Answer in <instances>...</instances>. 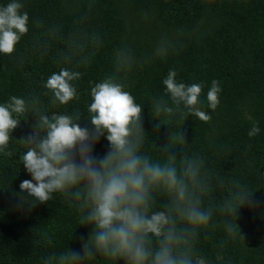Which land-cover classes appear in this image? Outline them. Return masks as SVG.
Segmentation results:
<instances>
[{
	"label": "trees",
	"instance_id": "trees-1",
	"mask_svg": "<svg viewBox=\"0 0 264 264\" xmlns=\"http://www.w3.org/2000/svg\"><path fill=\"white\" fill-rule=\"evenodd\" d=\"M20 2L28 31L11 54H0V102L34 98L48 113L79 115L76 122L91 130L90 87L104 79L121 83L142 106L143 151L199 166L194 191L211 216L198 231L196 253L209 264H264V0ZM60 68L80 73L73 82L78 98L66 104L53 103L43 87ZM169 69L186 84H202L208 121L155 115L152 100L164 95L161 81ZM213 79L221 89L214 111L205 100ZM20 119L7 154L0 153V264H40L49 252L79 251L91 231L61 195L34 202L20 192L19 183L30 178L18 159L26 151L21 137L31 132L34 116ZM253 121L260 131L249 137ZM108 150L102 135L93 155Z\"/></svg>",
	"mask_w": 264,
	"mask_h": 264
},
{
	"label": "clouds",
	"instance_id": "clouds-1",
	"mask_svg": "<svg viewBox=\"0 0 264 264\" xmlns=\"http://www.w3.org/2000/svg\"><path fill=\"white\" fill-rule=\"evenodd\" d=\"M22 7L20 0L0 4V54H11L28 31ZM176 77L169 69L162 79L164 95L152 100L155 115L172 119L191 114L208 121L210 115L201 109L202 84H186ZM79 78L80 73L60 68L43 87L53 103L66 104L78 98L73 82ZM220 91L213 79L205 95L208 109L217 108ZM89 94L91 130L76 122L79 115L48 113L34 98L13 95L0 102V153L7 154L20 117L34 116L31 132L21 137L26 151L18 159L30 178L19 183L20 192L34 202L49 201L57 193L74 204L79 225L91 227L79 251H52L40 264H88L96 258L105 264H209L196 253L198 231L208 226L211 216L194 191L198 164L169 154L154 159L143 151L142 106L121 83L99 80ZM259 131L253 121L247 135ZM102 135L109 150L96 157L93 146ZM227 210L235 213V207ZM235 229L226 226L230 234Z\"/></svg>",
	"mask_w": 264,
	"mask_h": 264
}]
</instances>
